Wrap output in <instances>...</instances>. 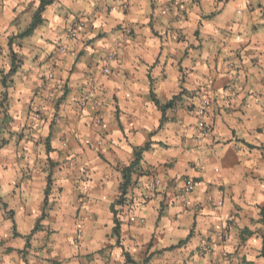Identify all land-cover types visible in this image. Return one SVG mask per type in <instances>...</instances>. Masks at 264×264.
Returning a JSON list of instances; mask_svg holds the SVG:
<instances>
[{
    "label": "crops",
    "instance_id": "obj_1",
    "mask_svg": "<svg viewBox=\"0 0 264 264\" xmlns=\"http://www.w3.org/2000/svg\"><path fill=\"white\" fill-rule=\"evenodd\" d=\"M40 1L0 0V264H264V0H53L18 37Z\"/></svg>",
    "mask_w": 264,
    "mask_h": 264
},
{
    "label": "built area",
    "instance_id": "obj_2",
    "mask_svg": "<svg viewBox=\"0 0 264 264\" xmlns=\"http://www.w3.org/2000/svg\"><path fill=\"white\" fill-rule=\"evenodd\" d=\"M181 2V0H165L164 3V9L166 11H170L172 6L176 3ZM86 26V22L83 20H78L72 27L69 33V37L76 38L79 31L84 29ZM62 50H65V46H61ZM110 59H113V56L109 57ZM105 73H109L110 69L108 67L104 68ZM52 76V74H50ZM95 99V93L93 86H90L88 91H86L82 96V106L86 105L88 101L94 102ZM212 104V98L210 94L206 93L202 98L198 105L194 106L193 108L196 110V114L198 117V127H199V134L200 137H206L209 135H212L214 132L213 124L209 120V111ZM96 122L101 123L102 118L100 114L96 115ZM99 144H101V141H99ZM85 173V172H84ZM161 185L158 179L154 178L148 181L147 188L149 190V194L151 196H156V192L158 187ZM196 188V180L195 178L188 177L184 179L183 185L179 189V196L181 198H185L189 193H192Z\"/></svg>",
    "mask_w": 264,
    "mask_h": 264
},
{
    "label": "trees",
    "instance_id": "obj_3",
    "mask_svg": "<svg viewBox=\"0 0 264 264\" xmlns=\"http://www.w3.org/2000/svg\"><path fill=\"white\" fill-rule=\"evenodd\" d=\"M52 2H53V0H41L39 7L36 9V12L34 14L33 21L31 23V25L26 30L19 33L17 36L23 38L25 36L31 35L36 28H38L40 25H42L43 20H44L42 13L45 10L46 6L51 4ZM12 57L14 60H16L15 55L13 53H12ZM15 66L16 65H14V68H12V71L15 70ZM153 99L156 102V104L161 108L162 111H164L166 107L170 106V103L162 105V104H160V102L155 97H153ZM148 148H149V143H147L143 147L135 148L134 149V160L130 163L129 166L124 167V169L122 170L123 180H122L121 185H120V195L112 207V209L114 211L115 231L116 232L120 229V221H119V218L117 215L118 211L115 209V205H123L126 203V201H127L126 196L128 194L129 188L133 184V173L136 170L137 166L139 165V163L142 159L143 152ZM262 212L264 213V207L262 208ZM263 253H264V248H263ZM126 257H127V261L129 263H133V264H148V262L150 261V257H146L142 263H137L136 261L132 260L129 255H127Z\"/></svg>",
    "mask_w": 264,
    "mask_h": 264
},
{
    "label": "rangeland",
    "instance_id": "obj_4",
    "mask_svg": "<svg viewBox=\"0 0 264 264\" xmlns=\"http://www.w3.org/2000/svg\"><path fill=\"white\" fill-rule=\"evenodd\" d=\"M17 60V58H15Z\"/></svg>",
    "mask_w": 264,
    "mask_h": 264
}]
</instances>
